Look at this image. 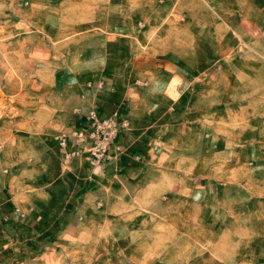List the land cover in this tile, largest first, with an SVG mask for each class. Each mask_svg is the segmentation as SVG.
I'll list each match as a JSON object with an SVG mask.
<instances>
[{
  "label": "rangeland",
  "instance_id": "rangeland-1",
  "mask_svg": "<svg viewBox=\"0 0 264 264\" xmlns=\"http://www.w3.org/2000/svg\"><path fill=\"white\" fill-rule=\"evenodd\" d=\"M61 1L0 0V44L14 39L12 24L54 22ZM76 3L80 12L85 2ZM92 4L101 20L112 16L115 53L141 62L148 87L178 104L164 100V127L125 179L127 192L100 189L56 218L54 232L66 237L43 243L41 264H233L234 255H264V145L246 134L264 124V79L253 76L264 73L254 66L264 62V0Z\"/></svg>",
  "mask_w": 264,
  "mask_h": 264
},
{
  "label": "crops",
  "instance_id": "crops-1",
  "mask_svg": "<svg viewBox=\"0 0 264 264\" xmlns=\"http://www.w3.org/2000/svg\"><path fill=\"white\" fill-rule=\"evenodd\" d=\"M76 2L62 0L54 22L12 24L14 39L0 44L8 49L0 59V227L10 228L0 230V241L10 242L0 247V264H41L43 243L66 237L54 232L64 209L92 203L100 189L127 192L125 179L151 150V134L164 127V100L167 107L178 104L148 87L141 62L115 53L108 39L112 16L101 20L92 0L79 12ZM259 65L264 62L256 60ZM253 76L264 79V73ZM91 108L102 115L119 111L130 122L116 140L122 151L95 167L85 154L69 156L55 137L83 122ZM262 130H246L254 136L249 143L264 145V124ZM234 256L233 264H264V255Z\"/></svg>",
  "mask_w": 264,
  "mask_h": 264
},
{
  "label": "built area",
  "instance_id": "built-area-1",
  "mask_svg": "<svg viewBox=\"0 0 264 264\" xmlns=\"http://www.w3.org/2000/svg\"><path fill=\"white\" fill-rule=\"evenodd\" d=\"M83 119L70 131H62L55 137L60 146L67 147L69 156L85 154L88 164L102 166L122 151V144L116 140L129 129V119L119 111L102 115L94 108L89 109Z\"/></svg>",
  "mask_w": 264,
  "mask_h": 264
}]
</instances>
